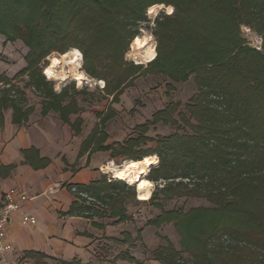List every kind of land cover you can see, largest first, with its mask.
<instances>
[{"label":"trees","instance_id":"trees-1","mask_svg":"<svg viewBox=\"0 0 264 264\" xmlns=\"http://www.w3.org/2000/svg\"><path fill=\"white\" fill-rule=\"evenodd\" d=\"M154 4L173 5L175 10L157 19L159 53L150 66L178 81L193 75L197 91L178 117H173L178 108L171 104L153 115V123H170L185 132L160 137L152 149L141 148L153 140L143 135L93 151L111 150L112 158L135 161L157 155L158 164L146 175L156 184L150 202L159 201L161 195L195 196L217 204L222 216L246 215L243 225H215L204 239L194 238V249L187 248L189 260L180 257L172 244L159 246L155 257L163 264H264V0H0V34L29 47L27 67L17 75L29 71L31 84L48 99L44 113L51 109L62 113L75 107L77 95L84 91L55 93L37 64L52 51L79 48L87 72L107 80V91L116 102L117 93L133 75L134 66L124 63L125 49L139 35L140 25L148 21L147 9ZM242 25L262 37V51L246 42ZM7 78L0 73V82ZM66 97L71 100L63 106ZM24 103L23 89L0 88V112L12 107L14 122L28 120L30 111ZM137 128L145 131L146 124ZM89 144L82 143L81 155ZM135 184L109 179L104 173L89 184L72 185L76 200L67 214L126 221L128 204L137 200ZM175 218L173 211H166L148 224L160 227ZM141 232L136 239L124 231L122 238L111 240L134 248L137 240L142 241ZM225 236L234 242L227 245ZM109 252L106 249V256ZM26 256L47 264L43 253ZM119 260L139 263L129 249L118 253L111 264Z\"/></svg>","mask_w":264,"mask_h":264},{"label":"rangeland","instance_id":"rangeland-1","mask_svg":"<svg viewBox=\"0 0 264 264\" xmlns=\"http://www.w3.org/2000/svg\"><path fill=\"white\" fill-rule=\"evenodd\" d=\"M170 9L171 11H169ZM174 10L173 5L166 4H154L147 9L148 21L142 22L139 28V35L125 49L123 56L125 65L134 66L135 68L132 67L133 75L130 78V82L123 85L121 92L117 93L116 102L113 101L114 94H110L107 91V80L92 77L85 68L83 52L79 48L70 47L65 52L52 51L37 64V69L44 75L45 81L50 83L53 91L55 86L59 85L61 89L59 93L64 89H68L69 93L72 94L76 91H84V93L77 95V105L75 107L66 108L62 113L56 109H51L44 113L43 105L48 99L42 96L39 90L31 84L32 78L29 71L17 75V73L27 67L25 57L29 52V47L21 40L9 41L1 34L0 73L5 74L8 78L0 82V88L13 89L18 87L21 90L23 89L25 92L24 109L29 108V116L36 111V118L42 120L48 117L49 127L53 126L54 123L68 125L75 135H80L83 142L85 140L89 141L90 146L87 152L93 153L95 147L102 145L114 146L116 143H123L130 137L143 135L153 138V140L144 142L141 144V148H156L157 139L160 137L169 136L176 132L183 134L185 130H179L170 123L157 122L155 124L153 123V115L172 104L178 108L173 117H178V111H185L186 104L197 91V85L193 75L187 81H178L163 70L150 66V63L155 58L151 61H146L145 57H143L144 49L141 51L137 50L136 43L142 40L144 36L150 37V44L154 46L157 57L159 53V40L155 32L157 19L161 17L162 13L171 15ZM241 33L250 46L258 51L263 50L262 37L253 31L251 27L242 25ZM76 49L82 54L79 61L80 67L75 69L68 61L72 56L69 53ZM66 54L69 57H64ZM55 57H58L62 63L55 68L57 69L56 76L49 77L46 74L47 69L52 66V61ZM129 67L128 69H130ZM78 69L85 74L83 80H78V77H76V70ZM100 80L105 82L103 88L97 83ZM70 100V97H66L62 102L63 106L69 104ZM65 118L68 119V122ZM143 124H146L145 131L137 128V126ZM186 131L192 133L190 128H186ZM91 139L92 141L90 142ZM101 140L104 141L101 142ZM95 142L96 146H94ZM108 151L111 155V150ZM153 156H156L159 162V157L157 155ZM117 159L119 160V166H122L128 160L121 157H117ZM158 162L155 164H158ZM115 177L121 179L117 176ZM135 185L138 189V185ZM155 189L156 184L152 182L151 193ZM138 197L137 200L131 201L127 206L129 230L135 236L133 238L136 239L138 230L148 226L150 228H147L145 233L146 243H144L145 239L143 240L142 237L144 244L137 240L135 242L136 247L129 248L128 246L127 248L130 253H133L139 259V263L134 264H163L156 259L155 251L159 246H167L168 244H172L180 252V257L189 260L191 255L187 248L193 247L194 249V246H196L194 238L204 239L205 234H209L215 225L223 226L227 223L243 225L248 220L246 215L243 216V212L239 215L227 214L222 216L216 209L218 208L217 204L202 197L175 195L170 198H164L161 195L159 201L157 200L156 202L142 201L148 199H141L139 193ZM166 211H173L177 218L162 224L160 227L148 224V221ZM120 238H122V235ZM223 240L227 245L234 242L228 236H225ZM114 244L115 252H109V255H115L117 251L122 249L120 245ZM56 264L60 263L57 262Z\"/></svg>","mask_w":264,"mask_h":264},{"label":"crops","instance_id":"crops-1","mask_svg":"<svg viewBox=\"0 0 264 264\" xmlns=\"http://www.w3.org/2000/svg\"><path fill=\"white\" fill-rule=\"evenodd\" d=\"M35 113L28 121L18 123L13 121L12 107L0 112L3 119L0 122V201L11 188L28 197L8 220L7 235L0 240V264H37L26 256L28 252L47 255V264L74 260L82 264H111L128 245L120 246L122 249L115 255L106 256L105 251L115 252L111 239L120 238L124 231L130 232L129 220L115 222L112 218H86L67 213L76 200L70 187L89 184L104 173L113 172L111 166L118 165L119 160L104 150L81 155L80 135H75L66 124L54 123L49 127L48 117L41 120ZM24 215L35 216L37 224L23 223ZM147 228L150 227L141 228L145 239L142 244L146 243ZM7 245L10 248L6 249ZM118 264L134 263L119 260Z\"/></svg>","mask_w":264,"mask_h":264},{"label":"bare ground","instance_id":"bare-ground-1","mask_svg":"<svg viewBox=\"0 0 264 264\" xmlns=\"http://www.w3.org/2000/svg\"><path fill=\"white\" fill-rule=\"evenodd\" d=\"M150 41H151L150 37L144 36L142 40L137 41L136 43L137 50L141 51L144 49L143 57H145L146 61H151L154 58H156V50L154 46L150 44ZM70 54H72V56H71V59L68 61V63L73 65L75 69L79 68L80 67L79 61L81 60L80 55L82 53L80 54V51L76 49L75 51L74 50L71 51L69 55ZM69 55L66 54L64 57H69ZM60 63H62V61L58 57H55L53 59L52 66L48 67L47 69V71L50 70L51 77L56 76L57 69L55 68L58 65H60ZM78 70H76L77 71L76 77H78V80L79 79L83 80L85 77L84 76L85 74L82 73L80 70L79 71ZM157 162L158 160L156 156H151L145 160H140V161L128 159L124 164H122V166L112 164L111 169L113 173L115 174L114 176H117L121 179H127L129 181H132L133 183H136L138 185V192H139V196L141 199H150L152 182L146 178V175L148 173L149 168ZM108 169H110V167H108Z\"/></svg>","mask_w":264,"mask_h":264},{"label":"built area","instance_id":"built-area-1","mask_svg":"<svg viewBox=\"0 0 264 264\" xmlns=\"http://www.w3.org/2000/svg\"><path fill=\"white\" fill-rule=\"evenodd\" d=\"M105 174L108 175L109 179H116L113 172ZM124 180L130 183L127 179ZM73 191H75V188H73ZM26 200H28L27 195L20 192L16 188H11L4 192L2 200L0 201V240L4 239L7 235V224L9 218L13 213L20 209V203ZM23 223L36 225L37 218L32 215H24ZM5 248H10V246L7 245Z\"/></svg>","mask_w":264,"mask_h":264},{"label":"clouds","instance_id":"clouds-1","mask_svg":"<svg viewBox=\"0 0 264 264\" xmlns=\"http://www.w3.org/2000/svg\"><path fill=\"white\" fill-rule=\"evenodd\" d=\"M169 11H171V9H170ZM153 58H154V57H153ZM46 74H47L49 77H51V72H50V70H48ZM97 83L100 85L101 88H103V87L105 86V82H104L103 80L97 81ZM77 87H79V85H77ZM54 91L57 92V93H59V92L61 91L60 86H59V85L55 86Z\"/></svg>","mask_w":264,"mask_h":264},{"label":"water","instance_id":"water-1","mask_svg":"<svg viewBox=\"0 0 264 264\" xmlns=\"http://www.w3.org/2000/svg\"><path fill=\"white\" fill-rule=\"evenodd\" d=\"M138 193H139V192H138V189H137V196H138Z\"/></svg>","mask_w":264,"mask_h":264}]
</instances>
